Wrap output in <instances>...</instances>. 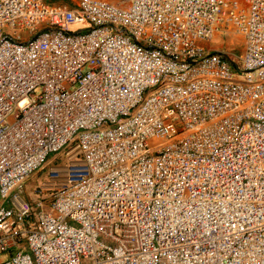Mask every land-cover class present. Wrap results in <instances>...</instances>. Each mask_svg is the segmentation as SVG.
Listing matches in <instances>:
<instances>
[{
    "label": "built area",
    "instance_id": "obj_1",
    "mask_svg": "<svg viewBox=\"0 0 264 264\" xmlns=\"http://www.w3.org/2000/svg\"><path fill=\"white\" fill-rule=\"evenodd\" d=\"M0 264H264V0H0Z\"/></svg>",
    "mask_w": 264,
    "mask_h": 264
},
{
    "label": "rangeland",
    "instance_id": "obj_2",
    "mask_svg": "<svg viewBox=\"0 0 264 264\" xmlns=\"http://www.w3.org/2000/svg\"><path fill=\"white\" fill-rule=\"evenodd\" d=\"M53 1H57V2H64V3H75L78 0H53ZM117 6L120 7H125L129 4L130 0H107ZM233 39V41H231ZM231 36H222L221 37V41L224 43L222 44V46L218 45V47H221V49L223 50H232L233 53L235 55H238L239 53L242 52V42L239 38H232ZM232 43V44H231ZM236 78L239 79V81L244 80L243 79V74H241L240 76H237L236 73L234 74ZM67 165L66 162V157H64V155L62 154H58V155H50L48 158V161L46 162L44 168L39 171L38 173L34 174L25 184L26 190L27 191H32L35 187L39 186L41 183L45 182L48 177H47V172L49 170V168L51 167H60L63 168ZM62 181L61 179L58 180V182Z\"/></svg>",
    "mask_w": 264,
    "mask_h": 264
},
{
    "label": "crops",
    "instance_id": "obj_3",
    "mask_svg": "<svg viewBox=\"0 0 264 264\" xmlns=\"http://www.w3.org/2000/svg\"><path fill=\"white\" fill-rule=\"evenodd\" d=\"M222 44H224V43L221 41L219 45H220V46H222ZM218 48H220V49H221V47H218Z\"/></svg>",
    "mask_w": 264,
    "mask_h": 264
}]
</instances>
